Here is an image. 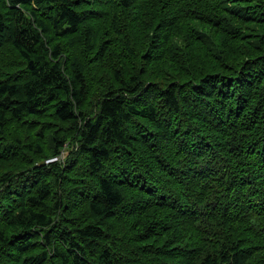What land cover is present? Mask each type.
Returning a JSON list of instances; mask_svg holds the SVG:
<instances>
[{
	"label": "trees",
	"instance_id": "1",
	"mask_svg": "<svg viewBox=\"0 0 264 264\" xmlns=\"http://www.w3.org/2000/svg\"><path fill=\"white\" fill-rule=\"evenodd\" d=\"M0 264H264V0H0Z\"/></svg>",
	"mask_w": 264,
	"mask_h": 264
},
{
	"label": "rangeland",
	"instance_id": "2",
	"mask_svg": "<svg viewBox=\"0 0 264 264\" xmlns=\"http://www.w3.org/2000/svg\"><path fill=\"white\" fill-rule=\"evenodd\" d=\"M64 149H66V150H64V152L62 154V157L63 158H65L68 155V151L67 150H69V148L68 147H65Z\"/></svg>",
	"mask_w": 264,
	"mask_h": 264
}]
</instances>
